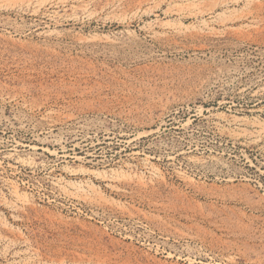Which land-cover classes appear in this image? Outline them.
Instances as JSON below:
<instances>
[{"label":"rangeland","instance_id":"374dc122","mask_svg":"<svg viewBox=\"0 0 264 264\" xmlns=\"http://www.w3.org/2000/svg\"><path fill=\"white\" fill-rule=\"evenodd\" d=\"M0 264H264V0H0Z\"/></svg>","mask_w":264,"mask_h":264},{"label":"bare ground","instance_id":"6f19581e","mask_svg":"<svg viewBox=\"0 0 264 264\" xmlns=\"http://www.w3.org/2000/svg\"><path fill=\"white\" fill-rule=\"evenodd\" d=\"M237 1H238V0H237ZM228 5H229V4H228ZM174 23H175V22H174ZM202 23H203V22H202ZM179 24H180V23H179ZM172 25H173V24H172ZM172 25H171V26H172ZM176 25H177V24H176ZM174 26H175V25H174ZM193 26H194V25H193ZM183 27H184V25H183ZM186 27H188V25H187ZM195 27H196V26H195ZM181 28H182V27H181ZM181 28H180V30H181ZM197 28H198V27H197ZM180 30H179V31H180ZM188 30H189V28H188ZM176 31H177V30H176ZM185 31H186V30H185ZM179 33H181V32H179Z\"/></svg>","mask_w":264,"mask_h":264}]
</instances>
